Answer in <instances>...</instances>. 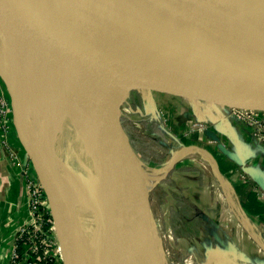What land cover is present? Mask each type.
Returning <instances> with one entry per match:
<instances>
[{"label": "water", "instance_id": "95a60500", "mask_svg": "<svg viewBox=\"0 0 264 264\" xmlns=\"http://www.w3.org/2000/svg\"><path fill=\"white\" fill-rule=\"evenodd\" d=\"M6 14L53 37L87 45V65L102 99L103 87L112 83L124 96L167 91L177 97L186 90L192 100L201 87L217 107L264 115V0H0L2 38ZM127 51L135 72L122 74L114 65L125 61ZM7 85L19 136L48 202L67 220L78 253L94 264L79 223L29 141ZM111 172L118 181L117 171ZM100 202L109 220V202L105 197Z\"/></svg>", "mask_w": 264, "mask_h": 264}, {"label": "bare ground", "instance_id": "6f19581e", "mask_svg": "<svg viewBox=\"0 0 264 264\" xmlns=\"http://www.w3.org/2000/svg\"><path fill=\"white\" fill-rule=\"evenodd\" d=\"M3 16L4 74L16 99L19 118L53 183L55 165L63 166L66 184L58 182L57 177L54 184L67 211L79 223L94 264H157L151 252L160 245L159 226L154 221L149 191L165 177L163 170L169 162L189 158L203 164L190 151L208 158L212 167L205 163L204 167L223 196L231 193L228 199L234 205L231 188L201 149L184 147L190 152L186 154L179 149L159 168L161 172L144 168L107 114L108 100L95 91L84 44L69 43L7 14ZM118 143L126 146L123 152L119 150L120 159L113 151ZM72 146L76 148L73 158L67 156ZM113 168L118 181L111 172ZM101 197L109 202V220L104 217ZM238 209L239 216L235 215L245 226ZM54 217L63 263L88 264L77 251L79 244L67 220L55 210ZM258 241L264 245V236Z\"/></svg>", "mask_w": 264, "mask_h": 264}, {"label": "crops", "instance_id": "0c3cea01", "mask_svg": "<svg viewBox=\"0 0 264 264\" xmlns=\"http://www.w3.org/2000/svg\"><path fill=\"white\" fill-rule=\"evenodd\" d=\"M2 93L0 86V97ZM193 93V100L191 96L189 98L190 92L186 90L177 97L167 91L151 96L138 93L134 95L148 99L145 100L148 111L156 114L159 111L160 114L164 110V123L161 119L158 124L153 120L150 127L164 125L167 128L172 142L168 146L171 151H178L180 147H197L207 153L209 158L212 156L220 175L229 183L234 201L235 197L237 199L238 205L235 201L233 206H229L234 214H237V206L239 207L238 212L245 223L241 227L247 238L252 239L264 253V245L258 241L261 236L257 235L254 224L246 217L260 223L264 230V144L232 110L215 106V99L207 95L201 87L196 88ZM6 97L11 101L8 95ZM136 108L144 110L140 106ZM2 128L0 125V264H6L16 238L31 223L27 183L29 179H34V174L28 168V155L16 127L14 109L7 133H3ZM190 152L209 162L206 156L195 151ZM191 164L194 162L182 161L174 164L168 172L165 184L171 196L172 216L178 222L180 220L187 230H195L192 237L182 236L181 244L188 252L196 254L202 262H207L211 257L223 262L221 258L226 255V264H235L229 258L235 249H230L226 236L209 223L212 199L206 190L204 174L197 170L200 169V166L197 167L199 164L196 163V167ZM248 247L254 249L251 241ZM199 248L201 251L197 252ZM258 252L247 251L240 261L246 264H264V260L258 258Z\"/></svg>", "mask_w": 264, "mask_h": 264}, {"label": "rangeland", "instance_id": "374dc122", "mask_svg": "<svg viewBox=\"0 0 264 264\" xmlns=\"http://www.w3.org/2000/svg\"><path fill=\"white\" fill-rule=\"evenodd\" d=\"M2 45L3 42L0 34V52L2 55L0 56V86L3 92L1 96L3 101L1 100V102L5 107L3 110L4 119H3L2 130L3 133H7L8 123L11 121L12 118L13 106L11 105L12 106L11 108L10 104L12 101H9L8 98L6 97L8 95L9 86L7 85V80L4 74V65L6 63V60L4 59L6 56L4 57L2 54L1 51L3 49ZM85 48L87 53L88 52L87 45H85ZM98 51H100V49H95V48L93 49V52H98ZM128 52L129 51H127V53L125 54H122L125 58L124 62L120 63L119 61L114 65L119 67V69L122 71V74H125L124 72H126L127 74H131L135 72L134 70L135 62L134 64L132 63V61L130 62L129 59L132 57V55H130L131 53ZM101 62H102L101 58H97V63L100 64ZM113 84L114 83H112L110 87L104 86L102 90L105 99L108 100L107 114L114 119L117 128L121 131L122 136L124 137L123 140L125 141V144H127L126 140L128 139V143L130 147L126 145L127 148L128 149L131 148V151L137 157V160L144 165V168H146V170L151 173L161 172L159 168L163 166V164L166 161L172 158V156L176 153L175 151H177V150L171 151V147L170 149L168 147L172 145V142H170L169 131L163 125L165 119V117L163 116L164 110H162L160 114L158 109H157L158 111L157 114L153 111L152 112L148 111L145 101L148 99H145V97L142 99L139 95H134L135 92H132L131 94H127L125 96L118 94L116 91V86L115 84L114 85ZM120 86L121 85H119V87ZM138 106H140V108H144V110L143 111L137 110L136 107ZM111 110H113L116 113V118L122 125L125 133L123 132L118 121L115 119V117H113L114 115L112 114ZM254 114H256L258 118L262 120L264 119L263 114H257V113ZM159 119H161V121L163 122V123L160 122L163 126L161 127L159 125L160 127L151 128L150 124H152L154 121L158 124ZM126 146L124 145V148L122 147L121 149L118 148V145L114 147L115 149L113 151H115V156H117V158L120 155L119 150L123 152L122 150H124ZM173 147L174 146H172V148ZM179 149L184 154L190 153L187 152L184 147H180ZM75 151L76 148L72 146L71 148H69V150H67V156L68 157L72 156L73 158L75 155L74 154ZM123 154H125V152ZM180 157H181V153L179 158ZM118 159H120V157ZM180 159H177L176 162H169L167 164L166 169L163 170L165 177L163 179H158L155 182L153 188L149 191V200L152 203L151 206L154 213V219H155L154 221L159 226L157 230V235H159L160 237V245L156 246L155 250L152 249L151 257H153V260H155L157 264H226L225 262L226 261L225 259H227L226 255L222 256L223 258L220 257L223 260V262L216 259L215 257H211V259L207 260V262H202L196 254H194L193 252H188L187 248H184L183 245L181 244V237L185 235L192 237L194 236L195 230L192 229L187 230L185 228V225L181 224L180 220L178 222L176 217L172 216L173 207H170L171 196L169 195L168 190L165 187V184L168 180V172L172 169V166L182 161H188L187 159L189 158H185L181 160ZM27 160H28V168H30L31 172H33L34 174L35 184H38L39 188L40 187L42 188V185L35 173V170L33 169L30 156H28ZM199 160L202 161L203 164L205 163L206 165L212 167V165L209 162H207L204 158L201 157ZM194 161L198 162L197 160ZM198 163L199 165H197V167L200 166L199 167L200 169L197 170H201V172L204 174L206 190L209 191V194L211 195V199H212V204L209 209L211 216L209 218V223L211 226H214V228L216 227V229L220 230V232L226 236L227 242L230 243L229 244L230 246L228 245L230 249L231 248H233V250L235 249L234 252L232 253V256L231 257L229 256V258H231V261H235V264H246L245 262L240 261L242 256H244V254L247 251L250 252L251 250H255L258 252L260 251L259 250L260 247L256 245V243L249 237L248 238L251 241V246L254 249L248 247V245H250V241H248L246 233L241 227L244 225L240 222V220L237 219V217H235V214L230 207L231 204L228 197L231 195V193L228 192V196L226 195L223 196L224 195L223 192L219 188L215 187V185L213 184L212 176L209 172V169L206 166L204 167V165L201 164L200 162ZM191 165L196 167L195 162L194 164ZM54 172H55L54 183H55V178L57 177L58 182L62 180L66 184V176L64 174V169L61 164L57 163L55 165ZM224 180L225 179L223 178V181ZM226 183L228 182L226 181ZM44 197H45V202L42 210L43 225L40 228V230L42 233H47L48 235H50V241H51L50 246L52 247L50 253L52 254V256L56 257L57 264H64L62 261V247L55 225L53 208L49 204L46 194H44ZM235 201L238 205L236 197H235ZM246 217L254 224L257 235L262 236L264 230L261 224L254 222L248 216ZM183 227L185 229H183ZM212 242L214 241L212 240ZM199 251H201L200 248L197 250V252ZM257 254L259 259L264 260L263 259L264 253L262 251H260V253L258 252Z\"/></svg>", "mask_w": 264, "mask_h": 264}, {"label": "built area", "instance_id": "2783aa9c", "mask_svg": "<svg viewBox=\"0 0 264 264\" xmlns=\"http://www.w3.org/2000/svg\"><path fill=\"white\" fill-rule=\"evenodd\" d=\"M0 97V125L3 126L4 106ZM234 115L252 129L255 137L264 144V119L254 113L232 110ZM264 117V116H263ZM29 197L30 226L22 231L15 240V245L6 264H57L56 257L50 253V235L42 233V210L45 202L44 191L35 184V179L27 183ZM19 247L21 248L19 250Z\"/></svg>", "mask_w": 264, "mask_h": 264}, {"label": "trees", "instance_id": "16d2710c", "mask_svg": "<svg viewBox=\"0 0 264 264\" xmlns=\"http://www.w3.org/2000/svg\"><path fill=\"white\" fill-rule=\"evenodd\" d=\"M243 209L245 210V208L243 207ZM21 248L19 247V250H20Z\"/></svg>", "mask_w": 264, "mask_h": 264}]
</instances>
